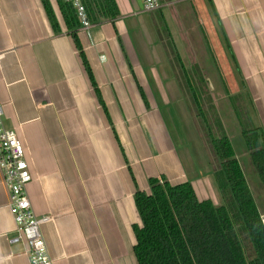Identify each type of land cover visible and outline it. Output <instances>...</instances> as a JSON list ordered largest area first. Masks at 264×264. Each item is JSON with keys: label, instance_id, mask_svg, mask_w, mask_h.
<instances>
[{"label": "crops", "instance_id": "crops-1", "mask_svg": "<svg viewBox=\"0 0 264 264\" xmlns=\"http://www.w3.org/2000/svg\"><path fill=\"white\" fill-rule=\"evenodd\" d=\"M113 1L116 17L73 29L76 47L56 0H47L56 30L41 0H0L2 122L23 148L31 210L49 216L39 233L51 264H137L133 196L148 193L151 178L188 182L198 201L222 203L186 105L199 92L195 50L174 41L173 4L184 1L158 0L149 12L139 0ZM193 1L222 47L224 80L213 72L219 97L210 95L217 124L228 138L232 125L215 109L226 97L239 128L264 138V0ZM232 150L261 198L247 151L241 165L243 152ZM6 203L0 180V264H29L26 240L8 241L16 233ZM257 210L264 225V205Z\"/></svg>", "mask_w": 264, "mask_h": 264}, {"label": "trees", "instance_id": "trees-1", "mask_svg": "<svg viewBox=\"0 0 264 264\" xmlns=\"http://www.w3.org/2000/svg\"><path fill=\"white\" fill-rule=\"evenodd\" d=\"M41 1L52 29L56 30L47 0ZM56 1L66 29L79 47L72 32L79 26L74 9ZM81 2L92 23L113 19L118 14L113 0ZM203 36L221 73L212 38L204 32ZM218 47L222 50L220 42ZM84 66L89 75L85 63ZM221 79L224 80L223 75ZM203 123L217 161L212 176L222 203L214 206L209 200L198 201L188 182L172 185L165 180L149 179V192L136 191L133 196L140 219L139 226L132 227V250L137 264H264V225L231 144L224 133L211 135L205 118ZM217 129L222 131L219 126ZM240 134L264 192V138L255 128H241Z\"/></svg>", "mask_w": 264, "mask_h": 264}, {"label": "rangeland", "instance_id": "rangeland-1", "mask_svg": "<svg viewBox=\"0 0 264 264\" xmlns=\"http://www.w3.org/2000/svg\"><path fill=\"white\" fill-rule=\"evenodd\" d=\"M174 1L175 0H173V2ZM183 1L184 2L180 3L179 5H177L176 3L173 4V8L175 10L177 9V11L173 12L174 16L176 17V14H178L177 16H179L181 20L180 23H173L175 28L174 41L176 42V47L178 48V50H193V49L195 50L198 68L195 65L193 66V70H191V74H192L191 77L193 82L192 84L199 92V95L197 94L199 96L198 97L199 102L195 101L192 102L191 104L190 101L188 100L186 105L190 110L193 125L198 135V138L202 144V148L204 149V152L208 157L211 158V160L213 159V162L216 164L217 161L213 153V150L211 148L208 135L206 133V129L204 127L203 118L207 120V125L211 129V135L213 136L214 134L221 135L222 133H224L223 129L220 127V124L216 125L218 121L215 120L214 107L212 103L210 104V102H212V96L213 99L216 100L217 97H219V96H215L217 92L215 73L218 74L220 78L222 77L221 74L223 73V67H222L223 58L222 55L220 54L221 49L218 47L220 41L213 27V24L210 21L209 14L206 11L205 7L204 6L201 7L199 3L194 2L193 0H183ZM175 20L173 22H175ZM203 32L212 38L211 40L213 42V51L216 55V61H217L216 64L221 70V73H219L213 60H211L212 58L209 50L207 49ZM212 63L215 66V70L213 68ZM214 71L215 73H213ZM219 92H220L219 94H222L221 90ZM215 109L217 111L216 114L218 118L221 117L223 118L224 124L227 126V128H229V124L232 125L231 128H229V133L228 132L226 133L228 134V138L230 140L232 147L237 151L238 157H240L243 152L240 164L244 165L243 159H244V153L246 154V149L241 143L242 137L240 134L239 124L238 122H236L237 119L235 120V118L233 117L232 114L233 110L230 105V102L228 101V98L226 97L219 98ZM199 110L202 113H199L198 112ZM217 126H219L223 132L219 131L217 129ZM216 131H218V133H216ZM254 176L256 178V183L259 186V189L257 190H259L261 194V198H259L258 195L255 194L254 189H256V187L254 186V184L252 185L250 181L248 182H249V186L252 188L250 191L251 194L254 193V197L256 200L255 204L257 208H259V211H261L262 205H264V192L258 180V177L255 173Z\"/></svg>", "mask_w": 264, "mask_h": 264}, {"label": "built area", "instance_id": "built-area-1", "mask_svg": "<svg viewBox=\"0 0 264 264\" xmlns=\"http://www.w3.org/2000/svg\"><path fill=\"white\" fill-rule=\"evenodd\" d=\"M74 9L81 26H87L88 19L81 0H60ZM145 12L158 8V0H139ZM0 180L6 190L7 209L15 225V235L8 239L13 243L23 237L28 246L29 264H51L44 241L39 233V225L49 220V216H36L30 207L25 192V184L30 180L23 148L13 130L2 122L0 106Z\"/></svg>", "mask_w": 264, "mask_h": 264}]
</instances>
